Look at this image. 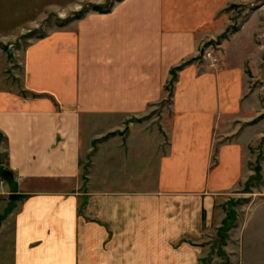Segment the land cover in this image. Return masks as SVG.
<instances>
[{"label":"crops","instance_id":"0c3cea01","mask_svg":"<svg viewBox=\"0 0 264 264\" xmlns=\"http://www.w3.org/2000/svg\"><path fill=\"white\" fill-rule=\"evenodd\" d=\"M3 1L8 264H201L215 199L264 138L261 10L230 27L227 9L251 0H119L35 37L43 10L12 24ZM218 40L212 67L199 54Z\"/></svg>","mask_w":264,"mask_h":264},{"label":"rangeland","instance_id":"374dc122","mask_svg":"<svg viewBox=\"0 0 264 264\" xmlns=\"http://www.w3.org/2000/svg\"><path fill=\"white\" fill-rule=\"evenodd\" d=\"M117 1L119 0H5L2 2L1 12L3 15H11L12 24L24 25L27 19L34 14L36 8L42 9L46 14L43 18L45 20L38 28L32 30L35 31L34 36L37 37L44 34L47 31L46 26L52 22L55 26H59V20L76 18V15L82 16L86 12L94 11V6L110 9ZM51 2L59 4L57 13L45 11ZM67 2H74L73 11L67 9V5H65ZM257 9L261 10L262 22L256 41L261 39L264 45V0H251L246 11L243 6L228 8V25L235 27L244 20L247 14ZM229 30L231 29H228V32ZM25 35L28 34L24 33L21 37ZM24 43V40L20 45L18 41L12 42L16 49L22 47ZM207 48H210L209 50L214 53L217 58L216 64H218L219 59L216 53L220 50L219 40L204 45L202 50ZM5 49L10 51L7 46ZM199 57L202 60L207 59L201 54ZM208 61L212 66V61L210 59ZM251 84L252 88L260 89L261 87L260 98L264 105V53L261 71L252 76ZM250 151V176L235 190L222 193L215 199L212 225L205 229L209 228L204 235V242L200 245L202 247L201 264H264V138L253 144ZM2 171L4 170L0 167V223L5 217L8 206L13 204V209L16 202V200H12L11 197L14 196L10 195L9 190L5 187L6 179L9 177L3 178ZM8 256V250L0 247V264H8Z\"/></svg>","mask_w":264,"mask_h":264},{"label":"trees","instance_id":"16d2710c","mask_svg":"<svg viewBox=\"0 0 264 264\" xmlns=\"http://www.w3.org/2000/svg\"><path fill=\"white\" fill-rule=\"evenodd\" d=\"M93 10L95 11V12H98V13H105V12H108L110 9H104V8H102V7H99V6H94L93 7ZM80 16L81 15H76V19H79L80 18ZM179 68H181V66L180 67H178L177 69H179ZM171 81H170V84L173 82V80H175V70H172L171 71ZM5 171H2V174L4 173ZM12 198V200H17V198L16 197H11ZM12 207H13V204H11V205H9L8 206V208H7V210L5 211V215L7 214V213H9V211L12 209Z\"/></svg>","mask_w":264,"mask_h":264},{"label":"built area","instance_id":"2783aa9c","mask_svg":"<svg viewBox=\"0 0 264 264\" xmlns=\"http://www.w3.org/2000/svg\"><path fill=\"white\" fill-rule=\"evenodd\" d=\"M210 48H207L206 50H202L201 55H203L204 58L210 59L212 61V66L217 63V58H215L214 53H212Z\"/></svg>","mask_w":264,"mask_h":264},{"label":"water","instance_id":"95a60500","mask_svg":"<svg viewBox=\"0 0 264 264\" xmlns=\"http://www.w3.org/2000/svg\"><path fill=\"white\" fill-rule=\"evenodd\" d=\"M10 176V173L8 171H5L3 174V178H7Z\"/></svg>","mask_w":264,"mask_h":264}]
</instances>
